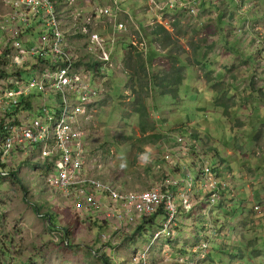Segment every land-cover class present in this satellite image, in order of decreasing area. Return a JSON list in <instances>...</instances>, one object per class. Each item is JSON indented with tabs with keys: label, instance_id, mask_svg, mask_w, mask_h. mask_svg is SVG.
Segmentation results:
<instances>
[{
	"label": "rangeland",
	"instance_id": "374dc122",
	"mask_svg": "<svg viewBox=\"0 0 264 264\" xmlns=\"http://www.w3.org/2000/svg\"><path fill=\"white\" fill-rule=\"evenodd\" d=\"M86 1H75L81 4L75 11L85 17L94 6ZM211 3L192 16L166 11L164 28L174 42L167 47L152 33L158 18L148 0H124L122 8L131 20L119 18L125 24L122 31L110 18L94 17L87 33L68 38L83 53L85 48L93 50L91 35L97 34L109 43L101 53L114 54L113 75L108 73L100 100L104 106L94 109L87 136L100 178L123 191H146L164 174L177 177L182 170L164 163L162 156L180 134L195 140L202 156L188 164L200 169L205 163L230 181L226 200L210 209L198 196L192 213L179 215L171 232L155 241L163 216L154 225L139 221L123 228L90 217L91 211L77 216L70 202L46 185L43 174L40 178L39 161L11 163L10 158L5 168L0 166V249L10 253L11 264H104L102 255L111 259L110 264H264V0ZM67 14L62 13L69 32ZM170 17L174 19L169 25ZM6 35L0 30V37ZM138 37L144 43L143 55L131 44ZM170 54L176 57L174 65ZM127 58L128 69L122 71ZM140 63L150 77L142 93L157 140L140 134L132 113L130 78L132 71H140ZM171 66L179 68L182 77L175 97L160 94L151 78L162 77ZM133 85L137 89L136 82ZM53 102L47 98V104ZM10 168L11 176L1 175ZM140 225L145 227L137 233ZM64 228L70 231L69 247L53 236L60 237ZM200 242L205 244L202 252L196 248ZM210 253L215 262L207 259Z\"/></svg>",
	"mask_w": 264,
	"mask_h": 264
},
{
	"label": "built area",
	"instance_id": "2783aa9c",
	"mask_svg": "<svg viewBox=\"0 0 264 264\" xmlns=\"http://www.w3.org/2000/svg\"><path fill=\"white\" fill-rule=\"evenodd\" d=\"M61 1L63 6L58 7ZM75 1L0 0V30L7 33L0 37V165L10 158L11 163L30 159L50 165L46 185L69 201L77 216L91 211L90 217L123 228L162 212L161 231L154 237L158 240L161 234L171 232L179 215L192 210L198 196L211 209L226 200L232 184L205 163L200 169L188 164L202 156L196 141L180 134L172 138L173 146L162 156L163 161L182 170L177 177L169 175L146 191H123L100 178L87 136L94 123V109L106 93L109 70L113 71L112 53H101L109 43L97 34L91 35L93 50L85 48L83 53L68 36L87 33L94 17L110 18L117 31L125 29L120 17L131 18L122 8L124 0H83L94 4L87 17L75 11L81 5ZM201 1L213 0H165L163 4L162 0H148V4L158 18L155 23L164 27L166 11L192 16ZM62 13H68L69 32ZM80 18H84L82 26L78 25ZM168 19L170 25L174 18ZM143 45L141 39V51ZM90 59L97 63V71L85 65ZM48 97L54 102L47 104ZM254 210L260 207L256 205ZM61 233L63 245H67ZM53 236L58 242L60 237ZM199 249L205 250L203 242ZM2 251L0 264H11V255H2Z\"/></svg>",
	"mask_w": 264,
	"mask_h": 264
},
{
	"label": "trees",
	"instance_id": "16d2710c",
	"mask_svg": "<svg viewBox=\"0 0 264 264\" xmlns=\"http://www.w3.org/2000/svg\"><path fill=\"white\" fill-rule=\"evenodd\" d=\"M155 1H160V0H155ZM219 3H224V1H221ZM212 4L210 1H201V3L199 4V11H201L202 9H206L208 5ZM218 4V3H216ZM226 6V5H225ZM197 14V13H196ZM195 14V15H196ZM155 31H153L152 33L154 35H157L158 36V41H161L162 44H163V47H167L168 45H171L173 44L174 42L172 41L171 39V35L170 33L162 26L160 25H157L155 27ZM141 42V39L138 37V40L136 42H134V40L132 41V46H133V49L136 50V52H139L140 54L143 55L142 51H138L137 48H139V43ZM122 55V54H121ZM120 55V56H121ZM112 59L114 58V54L112 53L111 55ZM125 57V56H123ZM169 58L172 59V64L174 65L177 61H176V57L173 56V55H169ZM128 58L122 63V71H124V68L128 67ZM85 65L88 67V68H92V70L94 71H97V63L93 60V59H90L89 61H87L85 63ZM140 71H132V75H131V82H132V86L130 87V91L133 95V111L132 113L134 115H136L137 117V122H136V127L138 129V131L140 132L141 135H148L147 138L148 139H152V140H157L159 137L157 135H155L154 133H152L153 131V126L150 124V122L148 121V111H147V108L145 107V104H144V96H143V93L142 91L145 90L146 91V86L148 87V84L150 82V77L147 76V72H146V69L145 67L142 65V63H140ZM128 69V68H127ZM109 73L112 77L113 75V71L112 70H109ZM151 78H153V80L155 81L154 83L157 84V88L160 90V94L162 95H171V96H174L176 95V90L175 88L177 86H179L182 82V77H181V74H180V69L179 68H176L175 66H171L170 70L169 71H165V73L163 74L162 77H156V76H152ZM134 82H136L137 84V89L139 90V93H140V100L137 98V94H138V91L136 89V87L133 85ZM97 106L99 107H103L104 106V101H99L97 103ZM1 136V135H0ZM42 164V168H41V172L40 173V178H42V174L46 177L47 173L50 172V165H46L44 163H41ZM2 166L1 168H5L6 165H0ZM12 168L9 169V171H6V174L11 176V170ZM12 171V170H11ZM216 171V170H215ZM12 175L15 177V173L12 172ZM169 174H164L163 177L161 178H156L157 182L163 180L165 177H168ZM151 189V188H150ZM149 189V190H150ZM222 203V202H221ZM220 203V204H221ZM198 205V203L195 204V207ZM36 212L38 213L39 212V208L37 207L36 209ZM188 213H192V212H186V214ZM46 215V214H44ZM50 215H48V220L49 222L51 223V225H54L53 223V220L51 219V217H49ZM159 216H163V213L160 212V213H157V214H154L153 216L151 217H147L145 219H141V222H147V223H150V225H154V220L159 217ZM164 221V219H163ZM106 224V223H105ZM145 226L144 225H140L138 228H137V233H140L141 231H143V228ZM205 229V228H203ZM69 229L67 228H64L63 229V235H64V239L65 240H68L67 236H69ZM59 244L63 245V241L60 237L59 241H58ZM202 244V242H200L199 244L196 245V248L198 246V250L200 251V245ZM66 247H69V245H64ZM219 246V245H217ZM5 251V250H4ZM1 252L2 255H4L5 252ZM10 254L9 252H7L5 254L8 255ZM211 254V253H210ZM208 254L207 255V259H210L211 261L215 262L217 259L216 257L213 255V254ZM235 253H232L231 254V259H234L235 258ZM257 256H260L257 255ZM102 258V261L104 264H110L111 263V259L109 257H107L106 255H102L101 256ZM221 262H218V264H220Z\"/></svg>",
	"mask_w": 264,
	"mask_h": 264
},
{
	"label": "bare ground",
	"instance_id": "6f19581e",
	"mask_svg": "<svg viewBox=\"0 0 264 264\" xmlns=\"http://www.w3.org/2000/svg\"><path fill=\"white\" fill-rule=\"evenodd\" d=\"M101 18V17H100ZM104 18V17H103ZM92 45H93V43H92ZM90 46V45H89ZM92 47V46H91ZM90 47V48H91ZM50 98V97H49ZM97 111V110H96ZM166 141V140H165ZM170 141H172V140H170ZM161 143H163V142H161ZM166 144V143H165ZM173 144V143H172ZM155 146H157V145H155ZM159 146H160V144H159ZM168 146V145H167ZM160 148V147H159ZM167 148V147H166ZM160 152V151H159ZM161 154V153H160ZM94 159V158H93ZM164 162V161H163ZM98 163V162H97ZM165 163V162H164ZM193 210V209H192ZM145 219V218H144ZM130 226V225H129ZM126 233V232H125ZM172 235V234H171ZM169 237V236H168ZM156 241V240H155ZM110 244V243H109ZM210 248V247H209ZM207 249V248H206ZM208 250V249H207ZM4 251V250H3ZM2 251V252H3ZM5 252V251H4ZM6 254V253H5ZM144 258V257H143ZM144 264V263H143Z\"/></svg>",
	"mask_w": 264,
	"mask_h": 264
},
{
	"label": "crops",
	"instance_id": "0c3cea01",
	"mask_svg": "<svg viewBox=\"0 0 264 264\" xmlns=\"http://www.w3.org/2000/svg\"><path fill=\"white\" fill-rule=\"evenodd\" d=\"M92 218H95V216H92Z\"/></svg>",
	"mask_w": 264,
	"mask_h": 264
}]
</instances>
